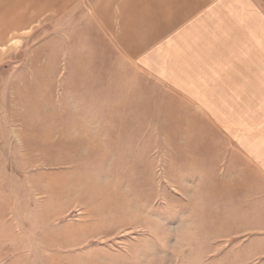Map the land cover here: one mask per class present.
<instances>
[{
	"label": "rangeland",
	"instance_id": "obj_1",
	"mask_svg": "<svg viewBox=\"0 0 264 264\" xmlns=\"http://www.w3.org/2000/svg\"><path fill=\"white\" fill-rule=\"evenodd\" d=\"M44 4L0 0V264H264V96L220 129Z\"/></svg>",
	"mask_w": 264,
	"mask_h": 264
},
{
	"label": "crops",
	"instance_id": "obj_2",
	"mask_svg": "<svg viewBox=\"0 0 264 264\" xmlns=\"http://www.w3.org/2000/svg\"><path fill=\"white\" fill-rule=\"evenodd\" d=\"M44 1L43 16L87 10L126 62L193 98L196 111L217 113L220 129L232 128L264 96V11L256 0ZM235 139L264 177V138Z\"/></svg>",
	"mask_w": 264,
	"mask_h": 264
}]
</instances>
